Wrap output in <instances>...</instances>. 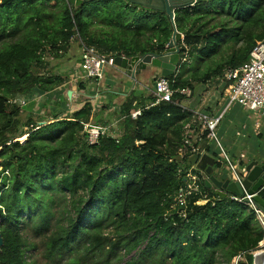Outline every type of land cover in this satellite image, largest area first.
<instances>
[{
  "label": "trees",
  "instance_id": "obj_1",
  "mask_svg": "<svg viewBox=\"0 0 264 264\" xmlns=\"http://www.w3.org/2000/svg\"><path fill=\"white\" fill-rule=\"evenodd\" d=\"M103 21L110 29L92 33L91 25ZM174 23L182 34L180 64L192 59L193 70L165 78L171 88L193 94V85L218 81L245 62L264 38V0H194L174 10ZM171 34L165 12L126 0H83L78 6L0 0V264H27L26 227L41 238L46 258L83 248L68 264L92 254L113 264L120 249L128 254L140 245L138 256L124 264H234L236 258V264H253L264 229L252 208L218 197L204 180L185 204L177 201L191 166L190 148L179 155L184 128L194 119L181 106L184 94L150 105L155 95L132 90L119 110L121 135L101 136L95 144L83 132L93 109L86 99L70 116L28 118L25 124L23 108L9 102L62 85L66 80L50 58L58 61L73 44L129 58L162 52ZM230 47L226 58L215 61ZM144 67L140 63L137 73ZM131 109L140 114L131 118ZM259 195L264 200V187ZM62 202L65 209L56 215ZM108 225L120 228L117 236L103 232Z\"/></svg>",
  "mask_w": 264,
  "mask_h": 264
},
{
  "label": "built area",
  "instance_id": "obj_2",
  "mask_svg": "<svg viewBox=\"0 0 264 264\" xmlns=\"http://www.w3.org/2000/svg\"><path fill=\"white\" fill-rule=\"evenodd\" d=\"M114 54H100L93 47L82 45L80 49V59L75 66V70L72 73L71 81L74 83H83L88 80H93L94 82H99L102 80L104 73V66H115ZM220 84L223 85L225 97L228 101V105L232 103L239 104L241 107L245 108L248 112H256L259 114L264 113V38L257 41L253 48L249 52L248 59L241 65L226 69L222 76L217 79ZM64 85L58 86L59 90ZM62 92H64L62 90ZM178 92L184 94L185 98L181 102L183 109L190 110L194 113V119L188 123L185 127L184 141L182 147L179 149V155L184 156L185 152L190 148L192 154H202L208 153L205 147L200 145L204 140L206 142L214 141L215 150L218 151L219 157L216 154V160L223 162L228 168L229 177L232 181L238 182L242 186V180L246 176L245 166L240 167L238 162L230 159L228 151L219 141L216 136L215 130L223 117L221 112L217 115H209L200 111H193L190 108L192 102L193 94L188 88L184 89H173L170 86L169 81L165 77H158L153 82V92L156 101L150 105H154L159 101H170L172 95ZM65 93V92H64ZM40 93H32L34 97H38ZM45 94V93H42ZM66 95V94H65ZM23 97V96H22ZM21 97V98H22ZM17 98L10 99L9 102L16 103L19 106L27 105L26 99ZM28 98V97H25ZM140 114L139 109H131V118H136ZM62 117V116H61ZM195 123L197 126H195ZM191 131V132H189ZM83 132L85 133V138L87 143L95 144L98 142L101 136H109L112 138H118L117 134L112 132L109 125L94 124L87 122L83 125ZM206 133V134H205ZM197 134V135H193ZM205 134V135H204ZM204 135V137H203ZM199 142V145L194 143ZM205 142V143H206ZM190 166L187 169L188 182L185 186L179 189L177 195V201L180 205L185 204V197L191 193L199 192V183L204 180V174ZM227 172V173H228ZM252 194L245 192L243 197H238L235 195L229 196L238 202L245 203L255 212L256 218L260 222L264 229V213L256 207L254 201L252 200ZM205 203L207 200H202ZM199 203V201L197 202ZM202 203V204H203ZM264 247V236L263 239L258 244V249ZM237 263V258L234 260V264Z\"/></svg>",
  "mask_w": 264,
  "mask_h": 264
},
{
  "label": "rangeland",
  "instance_id": "obj_3",
  "mask_svg": "<svg viewBox=\"0 0 264 264\" xmlns=\"http://www.w3.org/2000/svg\"><path fill=\"white\" fill-rule=\"evenodd\" d=\"M108 29H110V27L106 25L104 21L101 23L95 22L90 27L91 32L97 35H102L104 30H108ZM217 30L219 29H216L215 31ZM79 52H80V49L78 48V46L76 44H73L70 47L68 53L64 57H61V59H59L58 61L54 58L53 59L50 58V65L53 67H56L55 72L61 75L66 80L62 85H64L65 87L67 86L69 88L68 90H71L70 89L71 87L74 88L79 85V82L74 83L73 81H71L72 73L75 70L77 61L79 60L78 59ZM230 52H231V47L223 49L221 52V55L215 58V61L221 58H226ZM187 61H188V64L179 65V68L175 72L176 75L178 74L188 75V73L193 70V65H191L193 64L192 59H189ZM105 68L106 66L103 67V73H105ZM202 69L203 67H201V70ZM139 73H137V70H136L135 79L140 77ZM158 74H156L154 77L155 78L159 77L157 76ZM155 78L146 79V83H148V88H151V86L153 85L152 83L154 82ZM105 81H107V79ZM132 83H133V80L131 79L128 82V86H130V88H131ZM218 83L219 81H213L212 85L214 86V88L216 87ZM193 86H194L193 96H192V102L190 104V108L192 109H194L195 106L196 107L198 106V102L196 103L195 99L198 101V96L202 92L200 90L202 89L204 90L207 85L206 84H203V85L195 84ZM102 87L104 88V85ZM132 87H133L134 93L138 94L139 90L136 88L137 86L135 87V84H134L132 85ZM127 88L129 90V87ZM62 94L65 96L64 92ZM18 97L19 98L22 97L21 99L24 98L28 101L27 105L22 106L23 108L22 113H21L22 124H25L28 118H34L37 121L47 122L54 118V114H59V116H61L62 114L68 111V108H66V104H67L66 101H64L63 99L58 101L56 98L48 94L40 93L38 97L37 96L34 97L33 95H19L17 96V98ZM25 97H28V98H25ZM56 100L58 102H56ZM225 104L226 103L223 101L222 105L219 107L220 112L224 110ZM117 111H119V107H117ZM259 115L260 114L256 112H248L245 108L239 106V104H235L232 108L224 112L221 123H219L220 125L218 124L219 126H217L215 133L219 141L228 151V155L230 159H232L233 161L238 162V160L241 158L246 163H248L250 160H258L259 162L264 161V128H262L264 117L260 118ZM110 121L113 122L111 125V129L117 132L115 133L117 134V136L121 135V130L119 129V127H121V121H119L118 119L116 121V118H113V117L110 118ZM255 122H257L258 124L256 123L255 125ZM244 123H248V130L250 134H248L246 139L242 141L241 144H239L242 138V135L236 137L234 135L235 134L234 130H236V127L240 128L239 125H242ZM222 124H223V128L220 131ZM257 125L261 126V130L263 133L262 137H258L256 135ZM159 126H160V123H157L154 127L157 128ZM226 128L227 129L229 128L228 132L224 131V130H227ZM225 132H227L226 135H225ZM245 132H243V134H247ZM223 136H226L225 139L229 141L226 142ZM234 139H236V141H239V142L235 144L236 142L235 141L233 143ZM246 141L248 142L247 145H246ZM208 143L211 146V148H215L214 141H209ZM232 144H235V145H232ZM216 153H217V156L219 157L220 155L217 150H216ZM219 168H220L219 170L224 171V174L227 176L228 168H226L223 162H221V165ZM60 170L61 169H58V171ZM228 175H229V172H228ZM202 203L203 201H199V204H202ZM63 204L64 203L62 202L55 206L56 215H58V212L65 209V206ZM103 232L105 234L117 236V232H120V228L118 227L117 229H115L114 226L108 225L103 228ZM22 234L27 242L26 249H25V258H26L27 264H68L72 258H79V256L83 253V248H81L80 250H76L75 252H66V253H63L61 256H54L53 258H46L44 255L45 246L41 242V238L38 236H35L33 234L32 229L29 227H26L24 230H22ZM141 248H142V245L138 246L135 250H133L132 252L128 254H126L122 249H120L117 255L114 256L110 262L113 264H124L125 262L132 261L138 256V253ZM262 249H264V247L253 251V253L259 250H262ZM78 261H79V264H103L102 258L97 254L96 255L92 254L88 256V258L86 259L80 258Z\"/></svg>",
  "mask_w": 264,
  "mask_h": 264
},
{
  "label": "water",
  "instance_id": "obj_4",
  "mask_svg": "<svg viewBox=\"0 0 264 264\" xmlns=\"http://www.w3.org/2000/svg\"><path fill=\"white\" fill-rule=\"evenodd\" d=\"M70 4L78 6L83 0H67ZM135 5L147 9L163 11L172 27V34L165 49L160 53H148L142 56L135 55L125 57L117 55L114 63L122 68L133 67L132 76L140 63L151 65L159 70L160 76L168 77L173 75L180 65L178 43L182 39V34L176 29L174 23V10L177 8L192 5L194 0H126ZM72 90L67 91V97H71ZM188 162L192 167L204 174V184L208 188H213L215 194L220 198L235 195L243 197L245 192L252 194V200L258 209L264 213V200L260 197L259 191L264 187V161L250 160L245 164L246 176L242 180V186L238 182L230 179L224 171L216 167V157L209 153L192 154L188 157ZM2 238L0 235V246ZM253 264H264V249L253 254Z\"/></svg>",
  "mask_w": 264,
  "mask_h": 264
},
{
  "label": "crops",
  "instance_id": "obj_5",
  "mask_svg": "<svg viewBox=\"0 0 264 264\" xmlns=\"http://www.w3.org/2000/svg\"><path fill=\"white\" fill-rule=\"evenodd\" d=\"M132 72H133V67L122 68L117 65L112 66V67L106 66L105 73L101 81H99L98 83L94 82L93 80L85 81L83 82V84L85 85L84 89H80L77 86L74 88L71 87L70 89L72 90V94L70 98L67 97V91L69 89L67 86L66 87L63 86L61 88L65 92L66 94L65 96L62 94L63 93L62 90H59L58 87L55 90L47 92L45 94L53 96L58 101L63 99L64 101L67 102L66 108H68V111L62 114L61 116H64V115L67 116V114L68 116H70L71 113L75 109H78L80 107L84 99L88 100L89 102H91L93 106L92 115H91L92 117L89 122L94 123V124L109 125L111 128V125L113 123L112 121H110L111 117L116 118V121L117 119L119 121L122 120V117L120 116L119 111H117V107H119V110H120V105L125 101V98L133 90L132 85L135 84V87L137 86L136 88L139 90V93L137 95H148L153 92V85L151 86V88H148V83H146V79L150 77V74H148L147 69L141 70L139 73L140 77L136 79H135V74L134 76H132ZM106 79L107 81H105ZM131 79L133 80V83L131 85L132 89L130 88V86H128V82ZM212 83L213 81L207 82L206 88L204 90L203 89L200 90L202 92L198 96V101L195 99L196 103L198 102V106L197 107L195 106V108L192 109L193 111H200V112L207 113L209 115H217L221 113L219 111V107L222 105L223 101L226 104L222 112L229 110L236 104V103H232L231 105H228V101L225 97L223 85L218 83L216 87L214 88ZM103 85H104V88L102 87ZM127 87H129V90ZM57 100L56 102H58ZM259 117L263 118L264 113L260 114ZM219 123H221V121ZM256 123L257 122H255V125ZM239 127L240 128L236 127V130H234V133H235L234 135L236 137L242 135V138L239 143L241 144L242 141L246 139L247 135L250 134V132L248 130V123L239 125ZM222 128H223V124L220 128V131L222 130ZM262 128H264V122H263ZM119 129L121 130V127H119ZM184 129H186V127ZM228 130L229 128L224 131L228 132ZM256 131H257L256 135L258 137L263 136L261 126L257 125ZM112 132L117 133L114 130H112ZM227 132H225V135L227 134ZM243 132L247 134H243ZM193 135L195 136L197 134H193ZM223 137L226 142L229 141L225 139L226 136H223ZM236 139L233 140V143L236 141ZM205 142L206 141L204 140L200 145H202V147H205L206 152L213 155V152L216 151L215 148H211L209 143L208 142L205 143ZM238 142L239 141H236L235 144ZM247 143L248 142L246 141V145ZM235 144H232V145H235ZM240 160L243 161V159L241 158L238 160V162H240ZM239 166L241 165L239 164Z\"/></svg>",
  "mask_w": 264,
  "mask_h": 264
},
{
  "label": "flooded vegetation",
  "instance_id": "obj_6",
  "mask_svg": "<svg viewBox=\"0 0 264 264\" xmlns=\"http://www.w3.org/2000/svg\"><path fill=\"white\" fill-rule=\"evenodd\" d=\"M144 69H147L148 74H150V77L148 79H153L154 76L159 73V70L151 65L145 64V67L142 70Z\"/></svg>",
  "mask_w": 264,
  "mask_h": 264
}]
</instances>
